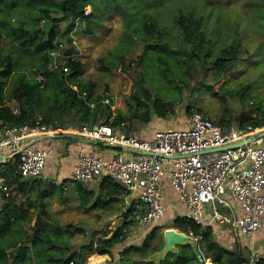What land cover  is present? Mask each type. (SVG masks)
Masks as SVG:
<instances>
[{
  "label": "trees",
  "instance_id": "obj_1",
  "mask_svg": "<svg viewBox=\"0 0 264 264\" xmlns=\"http://www.w3.org/2000/svg\"><path fill=\"white\" fill-rule=\"evenodd\" d=\"M21 2L40 7V15L35 18L34 23L22 21L11 28L14 41L19 42L22 47L35 48L37 70L31 75L32 80L24 77L15 88L10 90V78L20 68L19 58L15 63L11 55L5 58L0 55V130L32 125L42 114L43 118L40 119L42 123L51 125L56 130H66L69 128L68 122L73 126L72 128L86 124H110L127 134L138 135L154 119L168 121L171 118L176 111V105L184 100L187 91L192 90L191 80L195 76L202 77L198 83L200 90L211 92L226 106L225 114L217 121L214 120L215 123L231 127L236 122L240 129L249 125L264 127V99H255L246 94L248 87L236 90L224 84L220 89H214V85L236 70L242 57L248 53L236 44L221 46L217 51L212 50L213 40L203 30L200 15L182 11L176 24L173 27L167 26V29L166 25L160 27L149 18L145 35L137 39L132 37L126 47L119 41L112 50L99 59L102 70L114 68L133 79V91L126 100L128 109L121 110L113 109V105L107 103L105 97L94 95L96 82L81 81L84 65L80 60L66 56L70 54L69 52L64 54L65 60L53 55L59 45H62V40H66L69 45L72 44L73 31L95 35L98 28L104 26V16L107 13L112 10L122 11L121 0H0V11H11ZM88 7L92 9L90 14L86 12ZM46 20L54 22L50 33H46L42 28ZM1 38L0 29V40ZM139 41L144 45L142 54L137 60L128 59L127 55L133 51ZM55 59L59 67L49 71L48 66ZM135 63L137 66L143 65L144 72L135 74L133 70ZM149 63L160 71L161 81L172 84L168 94L156 91L146 80L144 73ZM198 63L203 69L200 73H198ZM65 67L69 72H64ZM39 74L45 76L44 81L38 80ZM51 79L56 81L59 93L63 97L57 96L54 105L46 104L44 97L46 82ZM229 99H239L243 103L239 113H231L228 107ZM247 99L252 104L245 107ZM43 100L47 105L45 108L41 106ZM13 101L17 103L16 112L11 106ZM186 110L187 115L197 111L207 116L202 112L203 108L195 110L193 105H189ZM8 167L6 170L10 172H3L8 180L7 186L10 187L16 181L22 191L28 190V187L29 190L36 191L40 187L37 195L39 204L35 205L32 199L18 203L12 195L6 197L8 199L6 206L0 210V264H68L71 261L74 264H83L87 259L84 250L88 248L93 251L94 243L92 242L88 247L75 248L69 242L61 241L62 228L54 221L52 213L44 203V200L50 197H63L66 184L47 182L42 187L40 186L42 181L38 179L29 185L19 174L18 161H14ZM12 177L13 180L10 181ZM77 191L80 193L82 206L87 207L94 193L81 183H78ZM123 194L124 189L120 185L115 184L107 176L103 177L101 193L94 206L106 208L113 202L112 198H116L117 202L118 196ZM33 207L35 210L31 211ZM35 215L36 222L31 226L30 223ZM125 219L131 221L118 227L109 238L107 235L112 232L108 231L100 239L99 246L92 254L108 255L110 264L115 262L117 264H187L188 258L181 249L176 253L173 252L172 255L170 253L160 263L148 261L161 248L151 249L149 235L142 245H128L125 241L128 236V232L124 231L125 225L133 223L134 219H130V214L125 216ZM174 227L198 239L199 248L208 259L207 263L264 264V256L251 263L252 260L244 255L240 247L230 250L216 240L212 228L204 231L202 226L188 217L174 220ZM156 233L157 229H154L150 234L153 236ZM8 236L11 240L8 244H3L2 240ZM200 237L202 238L199 239ZM188 247L193 250L190 245ZM191 253L193 261L190 264H199L195 251ZM172 256L174 259H171Z\"/></svg>",
  "mask_w": 264,
  "mask_h": 264
},
{
  "label": "built area",
  "instance_id": "obj_2",
  "mask_svg": "<svg viewBox=\"0 0 264 264\" xmlns=\"http://www.w3.org/2000/svg\"><path fill=\"white\" fill-rule=\"evenodd\" d=\"M58 67L55 59L48 69ZM263 131L262 126H222L197 111L183 126L157 130L151 138L127 134L110 124L56 130L38 119L32 125L1 129L0 154H6L3 163L18 161L22 179L33 182L43 177L54 155L53 141L99 142L116 150L114 156L108 160L81 145L71 180L85 185L107 176L120 185L124 213L135 220L142 238L165 214V176L188 208L187 217L204 231L212 225H230L237 237L249 238L264 227V142L263 137L249 144L247 140ZM41 141L47 144L35 145ZM239 142L245 145L228 147ZM5 182L0 170V189Z\"/></svg>",
  "mask_w": 264,
  "mask_h": 264
},
{
  "label": "rangeland",
  "instance_id": "obj_3",
  "mask_svg": "<svg viewBox=\"0 0 264 264\" xmlns=\"http://www.w3.org/2000/svg\"><path fill=\"white\" fill-rule=\"evenodd\" d=\"M121 3L122 11L112 10L107 13L104 16V26L98 28L95 35H86L79 31H73L71 33L73 37L72 44L69 45L66 40H62V45H59L53 54L56 58L60 56L62 60H65L66 56L80 60L84 65L81 81L96 82L97 86L94 90V95L105 97L106 102L113 105V109H120V107L128 109L126 100L133 91V79L114 68L102 70L98 62L99 59L105 56L109 50H112L119 41L126 47L132 37L137 39L145 35L146 23L149 18H151V21L154 20L160 27L166 25L167 29V26L173 27L176 24L177 18L182 11L200 15L203 21V30L213 40L212 50L217 51L221 46L236 44L239 45L241 50H246L248 53L242 57L236 70L220 83L214 85V89L218 90L224 84L236 90L248 87L246 94L255 99H264V0H121ZM39 8L38 5L21 2L11 11H0V29L2 33L0 55L2 58L11 55L15 63L16 59L19 58L20 65V68H17L18 71H13L15 74L10 78V90L15 88L24 77L32 80L31 75L37 70V57L34 55L35 48L22 47L19 42L14 41L11 28L22 21L30 24L34 23L35 18L40 15ZM86 12L90 14L92 9L88 7ZM168 31L171 30L168 29ZM143 46V43L139 41L133 51L127 55L128 59L137 60L143 52ZM66 52L70 54L65 56ZM133 70L135 74L136 72H144V66H137L135 63ZM202 71V66L198 63V73ZM144 76L152 88L154 87L158 92L168 94L169 90L172 89L171 83L160 80L162 78L160 71L151 66L150 63L146 67ZM37 77L42 82L43 75L39 74ZM201 78L200 76H195L191 80L192 90L185 93L186 97L181 103L176 105V111L169 120H176L179 124L182 120L188 119L190 114H186V109L189 105H193L195 110L203 108L202 112L206 113L212 120L217 121L220 116L225 114L226 106L218 98L214 97L211 92L199 89L200 85L198 83L202 80ZM46 83L47 87L44 91L46 104L54 105L57 96L63 97L59 93L56 81L51 79ZM107 88L109 91H107ZM245 103V107L252 104L249 99ZM46 104H44L43 100L41 102L42 108L47 107ZM242 105L243 103L239 99H229L228 101L231 113H239ZM11 106L16 112L17 103L13 101ZM41 115L38 116L40 119L43 118ZM68 123L67 126L69 125ZM237 126L238 124L235 122L232 127L238 128ZM52 180L54 179L52 178ZM77 185L78 183L73 181H68L67 183L68 188L77 187ZM65 195L68 196V192ZM67 199L72 202L70 206L66 204L63 206L65 201L54 200L49 209L54 221L62 228L60 240L69 242L75 248L88 247L93 242V251L96 250L100 239L106 235V231L113 227L109 231L112 233L107 235V238H109V236L113 235L117 226L111 225L106 227L105 231L102 229L104 233L102 231L97 233L99 228L96 229V223L92 222L91 217L86 216V211L79 205L78 198L74 199L73 195L70 194ZM69 208H71V211ZM172 214L174 212L170 204L167 216L161 221L164 223H160L161 226L152 228L148 233L151 249L155 247L162 249L164 247V231L169 228H176L173 220L169 219V216L173 217ZM36 219L37 217L35 216L30 223L31 226L35 224ZM228 226L230 227V225ZM154 229H157V233L152 236L150 233ZM141 233L142 230L139 228L129 230L125 241L128 245H142L146 236L142 238L141 235L144 234ZM53 236L57 237L56 235ZM8 238L9 236L2 240L3 244L9 243L11 239ZM239 239L240 241H245L243 237H239ZM234 242L235 244L239 242L237 236ZM262 242H264V238ZM255 245L258 246V240ZM240 246L244 255L252 260L251 263L260 259L262 255L264 256V253L254 252L255 250L253 251L250 246L242 245L241 243ZM180 249L184 250L185 256L188 258L187 264H190L193 261L191 253L193 250L188 245L181 246L179 247ZM84 251L87 254V259L83 264H110L108 255L101 257L102 255L100 254H92L93 251L88 248ZM172 254L173 252L170 255ZM171 259H174V257L172 256ZM115 264L117 263L115 262Z\"/></svg>",
  "mask_w": 264,
  "mask_h": 264
},
{
  "label": "crops",
  "instance_id": "obj_4",
  "mask_svg": "<svg viewBox=\"0 0 264 264\" xmlns=\"http://www.w3.org/2000/svg\"><path fill=\"white\" fill-rule=\"evenodd\" d=\"M81 78V76H80ZM121 110H126L125 108L120 107ZM187 119L182 120L179 122L176 120H169L168 121H162L160 119H154L151 124L148 126H145L141 132L138 133V137L140 138H151L155 134L157 130L167 129V128H178L183 126V124L186 122ZM68 127H73L68 123ZM74 141H76L74 143ZM72 142V143H71ZM47 141L38 142L35 145L37 146H43L46 145ZM54 144V155L49 158L47 163V168L45 170V173L43 177L41 178L40 186H44L47 182L49 183H55V184H63L65 183V190L63 197H50L44 200L45 205L48 209H50V205L54 200L58 201H65L63 206L66 204L70 206L72 204L71 200H68L67 197H70V194L73 195L74 199L78 198L79 205L82 209L86 211V216L91 217V220L93 223H96V229L98 232L104 233L106 230V227H109L111 225L117 226L115 229H117L120 226H124L125 222H129L131 220L125 219V216L129 214H125L124 211L126 210V205L124 203V194L121 196H118V201L116 202V198H112L113 202L108 204L106 208H101L99 206H94L95 201L99 198L101 193V181L102 178L94 179L93 181L83 185L84 187H88L89 190H92L94 193L93 196L89 199V205L87 207L82 206V199L80 196V193L77 191V187L68 188L67 182L72 181L71 180V174L74 169L75 161L77 159L78 151L80 150L81 145L85 144L88 149L90 150H96L99 154L104 156L106 159L110 160L114 154L116 153V150L111 149L99 142H86L82 139H70V138H63L60 140L53 141ZM131 154V153H130ZM6 154H0V170H2V174L6 170L7 167L13 163L11 161L10 163H3V158ZM9 168V167H8ZM4 176V175H3ZM52 178L54 180H52ZM6 182L5 186L0 189V210L3 209L6 206L7 198L11 195L16 199L18 203H24L28 199H32L35 205L39 204L38 199V190L40 187L37 188L36 191L25 190L22 191L19 189L21 187L19 183L16 181L11 184L10 187L7 186V178L5 177ZM13 180V177L10 179V181ZM34 182V181H33ZM33 182H26V184L31 185ZM23 183V182H22ZM76 183V182H75ZM34 185V184H33ZM78 186V185H77ZM163 187H164V206H165V216H167L168 213V207L170 204L173 207L174 214L173 217L169 216L170 220H176L177 218H187V214L189 212L186 205L180 200L179 194L173 189V187L170 184V178L168 176H165L163 179ZM68 192V196L65 195ZM7 197V198H6ZM71 211V208H69ZM34 207L31 211H34ZM225 212V210H223ZM36 216V215H35ZM34 216V217H35ZM37 217V216H36ZM162 218V220H163ZM34 219V218H33ZM130 219H132L130 217ZM161 220V221H162ZM160 221V223H161ZM159 223V224H160ZM164 223V222H163ZM172 223V222H171ZM92 224V223H91ZM111 228V227H110ZM139 226L135 223V220H133V223H129L125 225V232H128L129 230L137 229ZM213 232L215 233V238L218 242H220L225 247L229 248L230 250H236L238 247L241 248L240 243L242 245L250 246L251 249H253L254 252L264 253V242H262V239L264 238V227L259 230L254 236L245 238V241H240L239 237L237 239L239 242L235 244L234 239L236 238L235 232L230 229L229 226H220V225H212L211 226ZM104 229V231L102 230ZM108 229V228H107ZM113 227L110 229L112 230ZM107 230L106 232L110 231ZM258 240V246L255 245V242ZM99 256V255H97ZM263 256V255H262ZM101 257H104L103 255ZM110 258V257H108ZM258 261V260H257Z\"/></svg>",
  "mask_w": 264,
  "mask_h": 264
},
{
  "label": "water",
  "instance_id": "obj_5",
  "mask_svg": "<svg viewBox=\"0 0 264 264\" xmlns=\"http://www.w3.org/2000/svg\"><path fill=\"white\" fill-rule=\"evenodd\" d=\"M53 25L54 22L52 20H46L43 23L42 28L46 33H50ZM261 137H264V131L258 134L257 136L249 138L247 140V143H252L256 141V139ZM244 145L245 142H239L228 147L236 148L238 146ZM187 245H190L197 254L199 264H206L208 259L205 258L202 251L200 250L198 239L192 234L177 230L176 228H169L164 231V247L159 252L154 254L151 258H149L148 261L160 263L161 261L165 260L170 253H176L179 251V247Z\"/></svg>",
  "mask_w": 264,
  "mask_h": 264
},
{
  "label": "bare ground",
  "instance_id": "obj_6",
  "mask_svg": "<svg viewBox=\"0 0 264 264\" xmlns=\"http://www.w3.org/2000/svg\"><path fill=\"white\" fill-rule=\"evenodd\" d=\"M206 264H210V263L209 262L208 263L206 262Z\"/></svg>",
  "mask_w": 264,
  "mask_h": 264
}]
</instances>
